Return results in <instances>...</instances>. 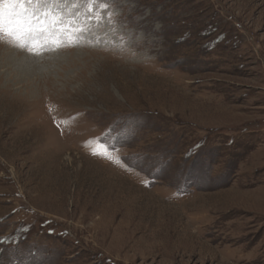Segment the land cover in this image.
Listing matches in <instances>:
<instances>
[{
	"label": "rangeland",
	"instance_id": "374dc122",
	"mask_svg": "<svg viewBox=\"0 0 264 264\" xmlns=\"http://www.w3.org/2000/svg\"><path fill=\"white\" fill-rule=\"evenodd\" d=\"M0 11V264H264V0Z\"/></svg>",
	"mask_w": 264,
	"mask_h": 264
},
{
	"label": "crops",
	"instance_id": "0c3cea01",
	"mask_svg": "<svg viewBox=\"0 0 264 264\" xmlns=\"http://www.w3.org/2000/svg\"><path fill=\"white\" fill-rule=\"evenodd\" d=\"M9 207H11V205H7L6 209H3L1 213L3 214H0V221H3V222H9L11 223V225L14 227V222L15 223H19L20 227L19 229L22 230L23 232L26 231V229L28 227H30V221H29V218L26 216L28 215V213L26 214H18L17 213L20 211V209L18 210L19 207H14L13 209H11L10 211L9 210ZM33 215V214H30V216ZM13 222V223H12ZM47 223V222H46ZM29 224V225H28ZM19 229L17 230V232H19ZM53 232L54 231H47L48 235H53ZM6 234L2 235L1 239H0V244L4 245V246H7V247H15L16 245L17 246H21V240L24 239V237H19L17 233H15L14 235L12 236H5ZM20 240V241H19ZM13 248H10V249H13Z\"/></svg>",
	"mask_w": 264,
	"mask_h": 264
},
{
	"label": "trees",
	"instance_id": "16d2710c",
	"mask_svg": "<svg viewBox=\"0 0 264 264\" xmlns=\"http://www.w3.org/2000/svg\"><path fill=\"white\" fill-rule=\"evenodd\" d=\"M239 146H241V147H239ZM238 147H236V148H242L241 150L243 151V153H241L240 155H238V156H235L236 154L234 153V157L233 158H231V159H228V161H227V164H228V170L230 171L229 172V174L227 175L228 176V182H226V183H224V184H221V185H219L218 187H216L217 189L219 188V189H221V188H224V187H226L227 188V186H229L230 185V183H231V181H232V179H233V177L235 176V170H236V167H237V164L238 163H241L242 161H243V158H244V153H245V149H244V145L242 144V145H239ZM216 152H217V150L215 149V148H213L212 149V153H213V155H212V157H213V159H214V157L216 156ZM229 152V151H228ZM232 152H229L228 153V156H231L232 157ZM211 156V155H210ZM195 166H196V164L193 166V168L191 169V172H197V170H195ZM198 166V165H197ZM199 167V166H198ZM193 176V175H192ZM191 179V181H194L195 180V177H190ZM187 179V178H186ZM188 190L189 189H193V186L192 187H186Z\"/></svg>",
	"mask_w": 264,
	"mask_h": 264
},
{
	"label": "snow or ice",
	"instance_id": "6c2138e0",
	"mask_svg": "<svg viewBox=\"0 0 264 264\" xmlns=\"http://www.w3.org/2000/svg\"><path fill=\"white\" fill-rule=\"evenodd\" d=\"M0 2H2V0H0ZM105 2H106V0H96L97 4L105 3ZM19 4H20V0H8V7L12 9V12H10L9 15H12L14 13L15 7ZM3 15H4L3 12L0 11V34L4 33ZM106 15H107V13H106ZM9 34H11V32H9ZM92 154L100 156L103 159L112 160L111 156L105 155L102 152H97L95 149H93ZM113 162H115V161H113Z\"/></svg>",
	"mask_w": 264,
	"mask_h": 264
}]
</instances>
